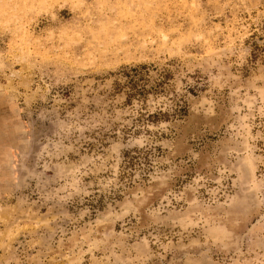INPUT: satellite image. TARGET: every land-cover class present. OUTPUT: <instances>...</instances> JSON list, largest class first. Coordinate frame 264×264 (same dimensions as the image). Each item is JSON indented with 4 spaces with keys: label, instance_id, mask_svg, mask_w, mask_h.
<instances>
[{
    "label": "rangeland",
    "instance_id": "obj_1",
    "mask_svg": "<svg viewBox=\"0 0 264 264\" xmlns=\"http://www.w3.org/2000/svg\"><path fill=\"white\" fill-rule=\"evenodd\" d=\"M0 264H264V0H0Z\"/></svg>",
    "mask_w": 264,
    "mask_h": 264
},
{
    "label": "trees",
    "instance_id": "obj_2",
    "mask_svg": "<svg viewBox=\"0 0 264 264\" xmlns=\"http://www.w3.org/2000/svg\"><path fill=\"white\" fill-rule=\"evenodd\" d=\"M131 89H132L131 92H129L130 97L136 96L137 94L141 95L145 90V88L142 87L138 88L135 85H132Z\"/></svg>",
    "mask_w": 264,
    "mask_h": 264
}]
</instances>
